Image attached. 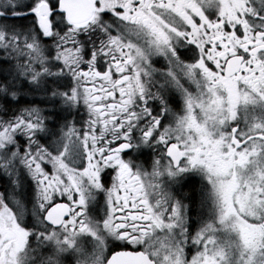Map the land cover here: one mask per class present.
I'll list each match as a JSON object with an SVG mask.
<instances>
[{
	"label": "snow or ice",
	"instance_id": "obj_1",
	"mask_svg": "<svg viewBox=\"0 0 264 264\" xmlns=\"http://www.w3.org/2000/svg\"><path fill=\"white\" fill-rule=\"evenodd\" d=\"M0 264H264V0H0Z\"/></svg>",
	"mask_w": 264,
	"mask_h": 264
}]
</instances>
